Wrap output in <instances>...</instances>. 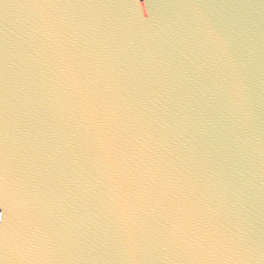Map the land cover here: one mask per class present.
<instances>
[{
	"label": "water",
	"instance_id": "95a60500",
	"mask_svg": "<svg viewBox=\"0 0 264 264\" xmlns=\"http://www.w3.org/2000/svg\"><path fill=\"white\" fill-rule=\"evenodd\" d=\"M44 2L0 0V264H264V0ZM173 204L229 250L156 239Z\"/></svg>",
	"mask_w": 264,
	"mask_h": 264
},
{
	"label": "snow or ice",
	"instance_id": "6c2138e0",
	"mask_svg": "<svg viewBox=\"0 0 264 264\" xmlns=\"http://www.w3.org/2000/svg\"><path fill=\"white\" fill-rule=\"evenodd\" d=\"M39 6L46 9L49 5L40 0ZM41 16L45 18V22L55 27L56 20L54 17L46 12H42ZM6 171V158L0 153V182L4 179ZM114 173H119L121 170L116 168ZM164 193H155L148 190L147 185L137 180L131 188L128 201V210L126 220L124 223L127 227L122 234V251L128 256H138L144 252V245L151 238L146 234L143 227L144 220L140 216L139 209L148 201H160ZM159 214V209L155 210ZM169 220L170 227L162 233L156 234V239L162 240L173 247H183L190 251L196 252H221L228 251L229 249L223 245L212 232L201 227L196 220L195 213L192 209L173 204L170 209ZM6 242V236L3 231H0V244ZM20 243L27 245L32 243L27 236L20 237Z\"/></svg>",
	"mask_w": 264,
	"mask_h": 264
}]
</instances>
